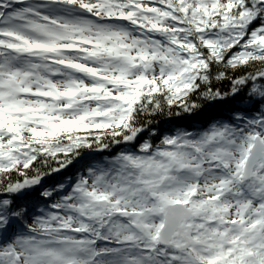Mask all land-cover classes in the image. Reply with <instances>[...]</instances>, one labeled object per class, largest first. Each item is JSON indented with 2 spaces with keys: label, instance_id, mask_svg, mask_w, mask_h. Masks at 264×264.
Instances as JSON below:
<instances>
[{
  "label": "snow or ice",
  "instance_id": "1",
  "mask_svg": "<svg viewBox=\"0 0 264 264\" xmlns=\"http://www.w3.org/2000/svg\"><path fill=\"white\" fill-rule=\"evenodd\" d=\"M0 264H264V0H0Z\"/></svg>",
  "mask_w": 264,
  "mask_h": 264
},
{
  "label": "trees",
  "instance_id": "2",
  "mask_svg": "<svg viewBox=\"0 0 264 264\" xmlns=\"http://www.w3.org/2000/svg\"><path fill=\"white\" fill-rule=\"evenodd\" d=\"M158 122V121H157Z\"/></svg>",
  "mask_w": 264,
  "mask_h": 264
}]
</instances>
